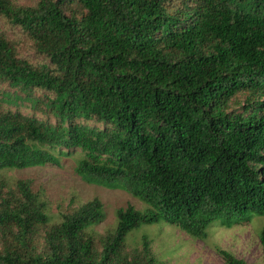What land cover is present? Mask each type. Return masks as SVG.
<instances>
[{
    "label": "trees",
    "instance_id": "trees-1",
    "mask_svg": "<svg viewBox=\"0 0 264 264\" xmlns=\"http://www.w3.org/2000/svg\"><path fill=\"white\" fill-rule=\"evenodd\" d=\"M0 15L47 59L0 29V101L33 111L0 106V173L79 151L81 178L147 205L95 234L99 198L55 217L29 181L0 178V264H165L128 232L162 219L202 238L264 215V0H0ZM259 239L264 256V225Z\"/></svg>",
    "mask_w": 264,
    "mask_h": 264
},
{
    "label": "rangeland",
    "instance_id": "rangeland-1",
    "mask_svg": "<svg viewBox=\"0 0 264 264\" xmlns=\"http://www.w3.org/2000/svg\"><path fill=\"white\" fill-rule=\"evenodd\" d=\"M15 4L26 6L35 0H12ZM177 0H173L176 3ZM0 29L15 40L21 58L33 64L46 62L42 54L36 51L29 36L4 15H0ZM9 87L0 86V90ZM41 94L40 91L36 95ZM2 108L19 109L31 115L28 103L13 104L0 101ZM38 118H44L37 113ZM73 155H60L54 163L31 166L22 169H6L0 173V178L13 184L16 179L29 181L31 188L40 192L49 203V212L55 217L57 212L76 207L94 197L103 204L102 219L89 229L95 234L103 233L113 228L116 223V209L130 204L134 208L144 210L147 205L133 197L119 186H110L81 178L75 171ZM264 225V215H252L241 221H231L227 224L216 221L208 226L205 236L194 237L183 231L179 225L165 220L150 224H140L130 230L126 236L128 247L141 245V239L146 236L151 241V248L158 259L165 264H226L219 250H227L248 264H264L263 249L259 239L261 227Z\"/></svg>",
    "mask_w": 264,
    "mask_h": 264
}]
</instances>
